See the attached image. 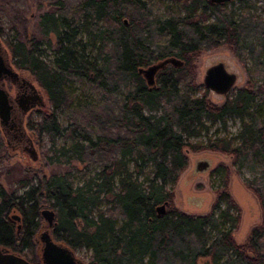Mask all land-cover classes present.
<instances>
[{
	"label": "trees",
	"instance_id": "1",
	"mask_svg": "<svg viewBox=\"0 0 264 264\" xmlns=\"http://www.w3.org/2000/svg\"><path fill=\"white\" fill-rule=\"evenodd\" d=\"M167 1L175 6L164 14L158 13L161 0H85L74 9L54 1L39 21L45 44L51 47L49 36L56 39L50 61L41 43L27 45L16 36L3 41L13 66L47 97L50 111L26 119V129L45 145L43 160L82 165L83 182L52 174L26 184L20 196L0 189L1 247L40 264L35 238L44 199L56 213L54 240L90 252L89 264H264V0L259 6L240 0L236 8H227L234 2ZM221 45L241 63L250 60L258 78L217 106L206 91L197 95L192 62ZM168 58L181 67L165 66L149 87L137 70ZM74 84L86 89L76 100L69 91ZM231 118L240 124L235 136L207 137L216 125V133L225 130ZM201 136L203 142H194ZM187 150L227 154L237 170L263 165L244 182L263 215L245 247L232 237L239 214L227 178L208 214L173 208L169 186L187 167ZM164 203L165 213L157 215ZM11 212L20 217L19 230Z\"/></svg>",
	"mask_w": 264,
	"mask_h": 264
},
{
	"label": "rangeland",
	"instance_id": "2",
	"mask_svg": "<svg viewBox=\"0 0 264 264\" xmlns=\"http://www.w3.org/2000/svg\"><path fill=\"white\" fill-rule=\"evenodd\" d=\"M54 1L56 0H0V40L3 42L4 40H9L13 36H16L27 45L41 43L40 49L43 50L46 60L50 61L53 59L55 51L57 50L56 39L53 36H49L48 40L51 42V47L45 44L46 39L42 36L39 21L42 14L54 9L52 5ZM62 1L74 9L85 0ZM248 3L259 6L261 0H248ZM167 5L175 6L171 4L170 1L161 0L158 13L164 14ZM238 6L242 5L240 2L234 1V3L228 4L227 8H236ZM217 62H223L227 70L235 73L237 76L234 88L226 97L211 93L206 90L202 84L205 70ZM192 65L194 71V84L199 91L197 95H201L206 91L207 99L217 106L222 105L225 99L232 95L237 89L249 88L252 86L253 80L258 78L257 75L254 74L252 62L246 60L245 64L241 63L232 54L228 45H221L215 49L201 51L199 55L194 58ZM249 73L253 74V79H251ZM22 74L36 84L35 80L29 74L25 72H22ZM36 85L39 86L38 84ZM83 90L86 92V89L78 84L71 85L69 88V91L73 93L72 97L74 100L80 98ZM92 99L96 100L97 95L93 94ZM45 100H47L46 95ZM49 111L50 108L47 103L46 108H36L32 110L28 116L37 118L40 116L38 114L48 113ZM58 119L60 124L65 127L67 124L65 115L60 114ZM216 128H219V126L216 125L212 127L207 137H213L214 134H216V136L221 138H230L238 133L240 124L237 119L231 118L227 120L225 130H219L218 133H216ZM27 133L31 135L33 141H37L33 133L29 130H27ZM204 140L205 137L201 136L195 139L194 142H203ZM1 141L0 189L6 196H20L26 190V184H36L38 180L48 178L52 174L70 173L75 184H82L83 178L80 173L82 165L76 162L70 165L47 164L42 157V154L46 150L45 145L39 143L35 144L38 160L32 161L27 154L17 148L18 145L16 143H12L16 147L14 150H11V148L6 145L2 135ZM186 155L188 158L187 167L181 172L178 182L169 186L173 194V208L179 212L192 216L208 214L217 200L218 193L223 190L224 179L227 178L226 190L231 200L235 203L238 209L237 213L239 214V222L232 233V237L238 246L245 247L252 231L262 224L263 215L258 199L244 185V182L245 180H253L263 169V165L246 164L240 170H237L236 166L232 163V157L227 154L211 151L190 152L187 150ZM203 160L209 162V169L205 172L197 171L196 163ZM220 166H223V169H220L218 172L217 169ZM40 203L42 204V209H51L46 200L42 199ZM224 207L225 205L223 204L221 208L223 209ZM13 214L18 215L17 212H11L10 217ZM44 224L42 220L41 225ZM78 228H82L80 222H78ZM39 233L40 231L37 232V235ZM247 252L251 251L247 250ZM75 256L86 264L90 263L91 254L84 249L75 251ZM205 260L206 259L199 260L197 264H203Z\"/></svg>",
	"mask_w": 264,
	"mask_h": 264
},
{
	"label": "water",
	"instance_id": "3",
	"mask_svg": "<svg viewBox=\"0 0 264 264\" xmlns=\"http://www.w3.org/2000/svg\"><path fill=\"white\" fill-rule=\"evenodd\" d=\"M229 1L234 0H206L209 5L223 4ZM167 65L181 67L182 64L174 58H168L146 68H139L137 72L146 81L147 85L152 87L154 86L155 74ZM6 81L15 86V96H12L8 91ZM236 81V74L228 71L223 62H217L205 70L202 84L211 93L226 97L234 88ZM36 84L12 65L11 55L0 40V133L11 150L16 147L12 143H16L17 148L27 154L32 161L38 160L35 149V144H38V142L33 141L31 135L27 133L24 125L25 117L30 110L44 109L48 103L45 100L43 90ZM209 167L210 164L206 160L196 163L197 171L205 172ZM165 211L166 203L156 207L157 215H163ZM40 217L46 228L36 239L41 245L40 264H86L75 256L74 251L64 244L56 242L51 236L50 231H52L56 222L55 211L43 208L40 210ZM11 219L17 223L20 221L19 215L16 214L11 215ZM19 229L20 225L17 226V230ZM0 264L31 263L20 255L0 246ZM203 264H209L208 260H205Z\"/></svg>",
	"mask_w": 264,
	"mask_h": 264
},
{
	"label": "flooded vegetation",
	"instance_id": "4",
	"mask_svg": "<svg viewBox=\"0 0 264 264\" xmlns=\"http://www.w3.org/2000/svg\"><path fill=\"white\" fill-rule=\"evenodd\" d=\"M234 1H240V0H234ZM234 1H229V2H225V3H231V2H234ZM224 4V3H223ZM216 5H218V4H216ZM13 65V64H12ZM17 71H19V70H17ZM6 86H7V88H8V91L11 93V95L12 96H15V93H16V88H15V86H13V85H11L10 83H9V81H6ZM18 89V88H17ZM34 110V109H33ZM32 110H30L27 114H26V117H25V122H26V119H27V117H28V114L31 112ZM26 124V123H25ZM24 124V125H25ZM25 128H26V126H25ZM15 222V221H14ZM20 222V221H19ZM19 222L17 223L18 225H19ZM17 225V226H18ZM46 230V228H45V226L43 225L42 227H41V230H40V233L36 236V238H35V243H37L38 245H39V253H40V247H41V245H40V243L39 242H37V238H38V236L43 232V231H45ZM53 230V229H52ZM51 234H52V231H51ZM39 262H40V259H39Z\"/></svg>",
	"mask_w": 264,
	"mask_h": 264
}]
</instances>
